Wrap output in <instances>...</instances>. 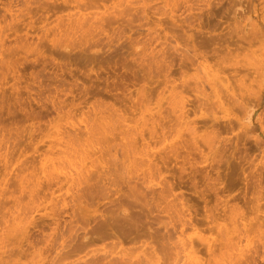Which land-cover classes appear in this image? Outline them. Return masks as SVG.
<instances>
[{"label": "rangeland", "instance_id": "obj_1", "mask_svg": "<svg viewBox=\"0 0 264 264\" xmlns=\"http://www.w3.org/2000/svg\"><path fill=\"white\" fill-rule=\"evenodd\" d=\"M88 5L0 23V264H264V0Z\"/></svg>", "mask_w": 264, "mask_h": 264}, {"label": "bare ground", "instance_id": "obj_2", "mask_svg": "<svg viewBox=\"0 0 264 264\" xmlns=\"http://www.w3.org/2000/svg\"><path fill=\"white\" fill-rule=\"evenodd\" d=\"M18 1L19 0H7L6 2H0V23L5 22L6 25L13 26V25H15L14 23L16 21H20L19 16L14 14V4L16 2H18ZM46 1L47 2H51L52 3V9L54 11H56V10H60L62 7H66V8H70L71 6L79 7V8L82 7V6L86 7V5L89 4L90 0H46ZM94 4L96 5V3H94ZM49 7H50V5H49ZM41 8L44 9L45 7L41 6ZM29 14H30V12L27 13V15H29ZM68 16H69V18H68L67 23H66V27H65L66 29L73 28L77 24L76 22L78 20L77 18H74L75 14H73V13H70ZM28 23H29L30 29H36L35 28L36 27L35 26V22L33 20H31ZM28 23H25L24 25L26 26ZM11 24H13V25H11ZM54 28L55 29H60L59 24L56 23L54 27H50V28H46V26H44L42 28V30L45 32L44 35L49 33V31L53 30ZM26 36L28 37V33H26ZM40 40H42V39H40ZM52 44L55 45L54 43H52ZM5 47H6V43L4 42V39L0 38V53L1 54L3 52V49H5ZM194 53H195V51H194ZM5 164H8V163L6 162ZM10 174L11 173L8 172L7 169H6L5 172L3 173V176L0 179V223L2 222V224H3L2 227L6 231L10 230V228L12 226V220H13V218H15L14 217V211L12 210V208H10L9 203H8L12 198H14L13 195H10V184H9L10 181H11L9 179ZM26 178H27L26 176H19L18 177V179H19L18 183L20 185V194H19L20 198H22L23 196L29 194L28 182H27ZM3 200L7 202L8 206H6V205L4 206L2 204ZM20 200H19V202H20ZM27 208H28V206L27 207L25 206V208L21 206L19 208L20 209V213L22 212L21 214H24L26 216ZM189 209L191 210V208H189ZM190 210H188V211H190ZM243 214H244V212H243ZM191 220H192V217H191ZM13 223H14V221H13ZM177 259H179V258H177Z\"/></svg>", "mask_w": 264, "mask_h": 264}]
</instances>
